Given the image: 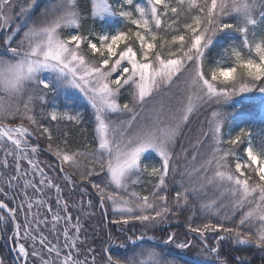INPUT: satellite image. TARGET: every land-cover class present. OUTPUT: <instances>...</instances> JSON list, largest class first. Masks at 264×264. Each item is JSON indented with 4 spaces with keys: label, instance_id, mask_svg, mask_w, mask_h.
I'll use <instances>...</instances> for the list:
<instances>
[{
    "label": "snow or ice",
    "instance_id": "snow-or-ice-1",
    "mask_svg": "<svg viewBox=\"0 0 264 264\" xmlns=\"http://www.w3.org/2000/svg\"><path fill=\"white\" fill-rule=\"evenodd\" d=\"M84 11L94 23L118 17L120 26L84 35ZM5 29L0 197L13 195L9 202L0 198V232L11 230L19 264H97L60 179L73 188L90 186L101 208L111 202L118 217L112 223L122 230L191 210L187 227L203 246L202 264L212 254L211 264H230L219 259L224 240L264 252V115L253 111L258 104L264 112V0H90V8L79 0H0V32ZM69 89L87 101V120L85 112L50 108L52 96ZM246 100L251 107L241 108ZM234 113L241 126L226 132ZM45 120L89 123L92 144L72 149L65 139L61 146ZM39 137H46V149ZM45 150L60 177L41 166ZM147 153L155 154L154 163H145ZM148 183L151 190H138ZM52 190L54 203L47 196ZM86 194L85 187L79 210ZM209 233L217 246L208 244ZM176 239L171 233L161 244L146 232L133 233L125 255L105 248L100 264H180L168 250ZM192 246L190 240L176 245Z\"/></svg>",
    "mask_w": 264,
    "mask_h": 264
},
{
    "label": "trees",
    "instance_id": "trees-1",
    "mask_svg": "<svg viewBox=\"0 0 264 264\" xmlns=\"http://www.w3.org/2000/svg\"><path fill=\"white\" fill-rule=\"evenodd\" d=\"M80 4L82 6L88 7L90 8V0H79ZM24 0H16V4H23ZM16 12L14 11V14L19 13V7L17 6L16 8ZM83 15V20H82V32L84 35H87L89 30L98 32L100 29H106L109 27V24L102 20V19H98L95 23L93 22V19L90 16V12L89 11H84L82 12ZM20 21H16V23H19ZM7 35V30L5 32H0V38H3ZM224 42L222 41L221 44H223ZM213 55H216V50H214ZM243 95V94H242ZM248 95H256L255 93L253 94H248ZM124 99H128V95L127 92H125L123 94ZM122 99V100H124ZM239 99V98H237ZM85 119L87 120L88 115L90 114V109L88 108L87 105H85ZM251 107V105L249 104V101H244L241 104V108H245V107ZM50 110V108H49ZM228 111H231V107H229L227 109ZM253 111H256L258 113H260L261 115H264V112H261V107L257 104L256 107L253 109ZM204 116L201 115L200 119L203 120ZM46 123V126L50 127L53 129L54 131V142L56 143H61V146H63L62 141L63 140H67L69 147L72 149H76V148H80L81 150H84L85 146H90L92 144V137L94 135L93 129L90 126L89 123H82L80 125H76L74 123L68 122V121H64L60 124H57L56 122H49L48 120L44 121ZM195 127H198L199 125H194ZM238 126H241V122H240V118L238 115H236L234 113V119L229 121V125L228 127L225 128V131H229L232 130L233 133L235 131L238 130ZM258 128V129H257ZM261 125L257 124L254 128L253 131L254 133H256L257 135H254L253 140H254V144L258 146L259 144V131H260ZM36 139V138H34ZM38 142L39 145L42 147H47V139L46 137H39L38 138ZM246 145H241L240 149H239V153L241 155L244 154V147ZM42 153L47 156L49 159L51 160H55V158L47 153L46 151H42ZM67 167V166H65ZM69 172H71V169H68ZM54 173L57 174V177H60L62 174L59 173L58 168L56 166V169L54 171ZM102 178V177H101ZM77 181L79 180L78 177H76ZM100 178H96L95 182H99ZM60 182H62L64 184L65 187H67L69 190H71V194L74 193V190L76 191V193L78 195H80L79 193H81V190L83 188H87V193L90 195L92 193H94V190H92L90 188V186H86V185H81L80 187H76L73 188L70 185L65 184V182L60 179ZM147 190H151V188L147 189ZM88 194H86V196H88ZM94 195V194H93ZM95 196V195H94ZM1 198V197H0ZM7 202H9V200H7ZM193 212L191 210L189 211H185L183 213L177 212L176 215L174 216H169L168 220L165 222V226H159L156 227L154 230V235H158V237L160 236L159 239L163 240L166 239L168 234L171 233H175L176 236H183L185 238H188V240H192L195 242H198L199 245H201L200 243V239L198 236H196L195 234L191 233L188 231V220L187 217L188 216H192ZM111 218V217H110ZM196 223H200L202 220V217L199 215V213L196 214V216L194 217ZM238 219V217H237ZM113 219L111 218L110 221H107L106 219L103 218V220H101V222H98L99 224L101 223V230H98V233L96 234L94 232L95 235H97V237H95L94 235H91L93 238V242L96 244V250L98 252V255H100L101 257H103L104 255H106V253L104 252V249L107 248L109 250V252L111 254H113L114 256H123L128 252L129 247L131 246V244H129L125 249L124 248H116V249H110L111 246L110 244L112 243V241H114L115 238L120 239L121 241H126L127 239V234L129 235H133V233H135L136 235V230H134V226L132 225H125L123 226L124 231H122L121 229H118V227H120L117 224L112 223ZM169 223V225H167ZM137 225L140 224V222L135 223ZM231 226V225H229ZM6 235L9 236L11 234V230L8 229L5 231ZM86 235H89L86 233ZM222 235V233H221ZM103 242V243H102ZM152 242L149 241V244H151ZM208 244L210 246H217L216 243V234L215 233H209L208 234ZM202 246V245H201ZM203 247V246H202ZM218 253H219V258L223 259H228L230 261V264H237V258H246L247 260V264H262V261H264V252H260L258 249L255 248V246L252 245H238L233 243L232 241L229 240H224L222 241L219 245H218ZM0 254L4 257L5 263L7 262V264H15L12 262L11 257H10V249L7 250L6 246L4 245V243L0 240ZM191 259L190 261H194L195 256L194 254H189ZM216 254H212L213 259L215 258Z\"/></svg>",
    "mask_w": 264,
    "mask_h": 264
},
{
    "label": "rangeland",
    "instance_id": "rangeland-1",
    "mask_svg": "<svg viewBox=\"0 0 264 264\" xmlns=\"http://www.w3.org/2000/svg\"><path fill=\"white\" fill-rule=\"evenodd\" d=\"M14 3H16V0H14ZM11 15L15 16L16 13L14 14V12L10 13ZM18 14V13H17ZM118 17H104L102 20L106 21L109 24V27L106 28L105 30H108L111 27H118L120 26L119 24L115 23V21H118ZM7 29L3 30V32H5ZM122 99H124V96L122 97ZM121 99V103H123L124 100ZM87 105V101L83 98V96L76 90H66V91H61L58 94H55L52 96L51 101H50V108L51 107H55L58 109H69V110H77V111H81L84 112L85 108ZM88 106V105H87ZM90 109V107H88ZM90 113H91V109H90ZM258 129V128H257ZM47 147L43 148L46 149ZM49 153V152H47ZM51 154V153H49ZM39 160L42 162L41 166L45 168V171L48 173L49 176H53V177H57V174L54 173L56 166H57V161L56 160H51L49 159L47 156H45L42 152L39 155ZM145 163H150V162H155L157 157L155 156L154 153H147L145 156ZM39 179V177H38ZM61 187L63 189V197L64 199L68 200V203L70 206V211L73 214V223H75V217L79 216L80 217V224H81V228H82V232H81V239H86L87 243L85 245L86 248H91L95 250V255L97 257V250H96V244L93 242V238L91 235H94L95 237H97V235L94 234V232L97 234L98 230H101V226L102 224L98 223L101 222V220H103V218H108V219H117L118 217L113 215V210H112V205L111 202H106L105 206L103 208L100 207L99 205V200L98 197L94 196L93 194H88V196L84 195L83 196V205H82V210H79L81 208L80 206V201L82 199L81 195H78L76 193V191L74 190V193L71 194V190H69L67 187L64 186L63 183H60ZM152 185L150 183L148 184H144L142 189H138L140 191H144L147 190L149 188H151ZM80 194V193H79ZM13 195V193L9 192L8 197H1L5 200H10L11 196ZM48 197L52 198V202L54 203L55 197H56V193L55 190H52L50 192L47 193ZM47 198V197H46ZM19 197H17L15 203H11L13 205V207L16 206V203H19ZM91 199L93 202V206L91 208L88 207L87 201ZM18 217L22 220L23 219V213H18ZM111 217V218H110ZM165 222L162 223H158L155 225L149 224L145 227V225H143L142 223H140L139 225L137 224H133L134 226V230H136V235L140 236L142 232H146L147 236L150 237H156L157 241H160L162 244L163 240H159L158 238H160V236L158 237V235H154V230L156 227L159 226H165ZM169 225V223L167 224ZM120 226V225H119ZM62 224L58 225V231L61 229ZM121 229V226L118 228ZM89 234V235H86ZM45 234H48V230L45 229ZM211 234V233H210ZM12 234H10L9 236L6 235V232H0V240L4 243V245L6 246V249L9 250L10 249V257L13 263L16 264V261L14 259L13 256V249L15 247L13 241L10 239ZM49 239H52V236H49ZM61 240H62V236H61ZM185 241H188V238H185L183 236H177V239L175 240V243H173L172 245L168 246V250L170 252H173L174 255L170 256V258H174L180 261V264H202L201 261V257L199 256V253H201L203 251V247L201 245H199L198 242L192 241V247H190L189 249H179L176 247L177 244L180 243H184ZM103 243V242H102ZM112 244L115 246H119L122 248H126V244L125 241H121L120 239L115 238L114 241H112ZM194 254L195 257L194 261H190L191 257L189 254ZM212 256V255H211ZM0 258L4 257L0 254ZM100 259L101 256L98 255L97 257V264H100ZM220 260H222L221 258H219ZM213 260L212 257H208V261L209 264H211V261ZM7 264V262L5 263Z\"/></svg>",
    "mask_w": 264,
    "mask_h": 264
},
{
    "label": "bare ground",
    "instance_id": "bare-ground-1",
    "mask_svg": "<svg viewBox=\"0 0 264 264\" xmlns=\"http://www.w3.org/2000/svg\"><path fill=\"white\" fill-rule=\"evenodd\" d=\"M15 12H16V9H15ZM46 151V150H45ZM47 152V151H46ZM104 219H106L107 221H110V219H108V218H104ZM119 228V227H118ZM110 246H111V248L110 249H116V248H121L122 249V247H119V246H115V245H113L112 243L110 244Z\"/></svg>",
    "mask_w": 264,
    "mask_h": 264
},
{
    "label": "water",
    "instance_id": "water-1",
    "mask_svg": "<svg viewBox=\"0 0 264 264\" xmlns=\"http://www.w3.org/2000/svg\"><path fill=\"white\" fill-rule=\"evenodd\" d=\"M13 254H14V258H15V260H16V252H15L14 250H13ZM16 263L19 264L18 261H16Z\"/></svg>",
    "mask_w": 264,
    "mask_h": 264
}]
</instances>
